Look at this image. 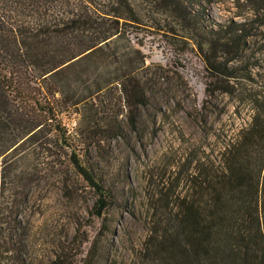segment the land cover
Segmentation results:
<instances>
[{"label":"trees","instance_id":"trees-1","mask_svg":"<svg viewBox=\"0 0 264 264\" xmlns=\"http://www.w3.org/2000/svg\"><path fill=\"white\" fill-rule=\"evenodd\" d=\"M231 1L243 20L206 29L180 0H153L197 45L204 108L222 95L249 119L225 136L217 162L196 161L188 191L145 241V264H264V0ZM136 19L126 0H0V264H65L48 233L30 228L56 160L95 190L104 220L111 196L79 152L83 137L122 129L124 111L134 126L148 102L144 56L120 47L121 24ZM80 67L87 85L77 84L84 73L63 79Z\"/></svg>","mask_w":264,"mask_h":264},{"label":"rangeland","instance_id":"rangeland-1","mask_svg":"<svg viewBox=\"0 0 264 264\" xmlns=\"http://www.w3.org/2000/svg\"><path fill=\"white\" fill-rule=\"evenodd\" d=\"M126 1L137 19L121 24L125 40L120 47L144 56L147 69L141 75H148V102L137 111L134 126L124 111L122 129L82 138L81 163L111 196L104 220L96 216L98 194L62 160L54 163L32 206L30 228L34 234L40 229L48 233L51 255L62 254L65 264L75 259L83 264H145V241L188 191L196 161L210 156L217 162L225 136L234 135L249 119L248 112L234 115L233 103L222 95L215 107L204 108L205 71L196 43L184 38L186 24L167 16L153 0ZM180 2L206 29L243 20L231 0ZM77 70L63 79L77 82L78 73H84L77 84L87 85L91 71ZM65 124L76 131L78 116L66 117Z\"/></svg>","mask_w":264,"mask_h":264}]
</instances>
